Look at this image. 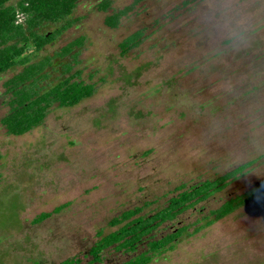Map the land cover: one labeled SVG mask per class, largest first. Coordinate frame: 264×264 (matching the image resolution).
Here are the masks:
<instances>
[{"label": "rangeland", "instance_id": "374dc122", "mask_svg": "<svg viewBox=\"0 0 264 264\" xmlns=\"http://www.w3.org/2000/svg\"><path fill=\"white\" fill-rule=\"evenodd\" d=\"M98 1L77 0L70 26L32 57H50L40 91L78 72L71 80L92 83V94L73 106L52 103L21 135L0 125V264H58L87 250L98 230H114L107 221L120 211L151 201L139 213L147 214L174 187L248 160L243 174L151 235L191 224L264 179V0H110L105 11ZM126 6L115 27L104 25ZM137 29L138 44L122 54L118 43ZM78 37L69 55L53 57ZM19 69L0 73V117L2 82ZM147 264H264V192Z\"/></svg>", "mask_w": 264, "mask_h": 264}, {"label": "trees", "instance_id": "16d2710c", "mask_svg": "<svg viewBox=\"0 0 264 264\" xmlns=\"http://www.w3.org/2000/svg\"><path fill=\"white\" fill-rule=\"evenodd\" d=\"M7 1L0 0V73L13 66H19L20 69L2 82L3 91L6 94L7 111L0 117V125L7 134L17 136L38 125L52 103L68 107L90 96L93 84L71 80L74 75H78L76 72L40 91L37 83L45 78L44 70L50 65V57L45 55L32 60L43 46L52 42L70 26L71 22L65 18L70 15L77 0H19L15 5L8 4ZM109 4L110 0H99L96 8L105 11ZM16 7L26 15L22 23L15 22L14 8ZM128 9L129 6H126L106 15L103 19L104 25L110 28L115 27L119 18ZM60 21L64 22L50 31H38L44 22ZM141 36L142 31L137 29L124 37L118 43L119 51L123 54L135 47ZM81 42L82 37L75 38L62 45L52 55L65 57ZM69 69L70 66L65 64L64 70ZM254 160L237 164L221 174L203 179L188 187L184 188L183 184L174 187L172 195L165 200L164 204L147 214L139 213L149 206L151 201L120 211L107 221L108 226H116L114 230L105 234L98 230L97 239L87 250L78 251L58 264H82L81 261L87 258L84 264L101 262L111 252H136L139 245L145 248L115 264L149 263L155 256L172 249L175 242L183 235L197 232L262 194L264 179L241 193L224 199L216 208L201 215L191 224L173 226L158 237L151 235V232L161 224L171 222L183 211L220 191L227 182L243 174ZM64 205L65 203L53 207L50 211L39 212L31 219V222L42 221L51 213L59 211ZM190 225L192 228L188 231Z\"/></svg>", "mask_w": 264, "mask_h": 264}, {"label": "flooded vegetation", "instance_id": "af4514ba", "mask_svg": "<svg viewBox=\"0 0 264 264\" xmlns=\"http://www.w3.org/2000/svg\"><path fill=\"white\" fill-rule=\"evenodd\" d=\"M17 1H19V0H16L15 2H13V3H10L9 1H7V3L8 4H11V5H15L16 3H17ZM14 16H15V22L16 23H22L24 20H25V18H26V15H24V13L23 12H21L20 10H19V8H14Z\"/></svg>", "mask_w": 264, "mask_h": 264}]
</instances>
